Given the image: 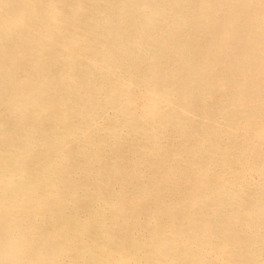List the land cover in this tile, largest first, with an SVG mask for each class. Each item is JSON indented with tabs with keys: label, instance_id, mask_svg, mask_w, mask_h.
<instances>
[{
	"label": "bare ground",
	"instance_id": "obj_1",
	"mask_svg": "<svg viewBox=\"0 0 264 264\" xmlns=\"http://www.w3.org/2000/svg\"><path fill=\"white\" fill-rule=\"evenodd\" d=\"M0 264H264V0H0Z\"/></svg>",
	"mask_w": 264,
	"mask_h": 264
},
{
	"label": "rangeland",
	"instance_id": "obj_2",
	"mask_svg": "<svg viewBox=\"0 0 264 264\" xmlns=\"http://www.w3.org/2000/svg\"><path fill=\"white\" fill-rule=\"evenodd\" d=\"M257 181V180H256Z\"/></svg>",
	"mask_w": 264,
	"mask_h": 264
}]
</instances>
